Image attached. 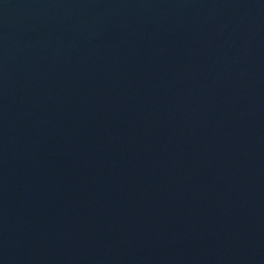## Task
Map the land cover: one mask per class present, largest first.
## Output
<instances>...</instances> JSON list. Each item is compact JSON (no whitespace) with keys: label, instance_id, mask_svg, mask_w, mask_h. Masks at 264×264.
<instances>
[{"label":"water","instance_id":"water-1","mask_svg":"<svg viewBox=\"0 0 264 264\" xmlns=\"http://www.w3.org/2000/svg\"><path fill=\"white\" fill-rule=\"evenodd\" d=\"M0 264H264V0H0Z\"/></svg>","mask_w":264,"mask_h":264}]
</instances>
